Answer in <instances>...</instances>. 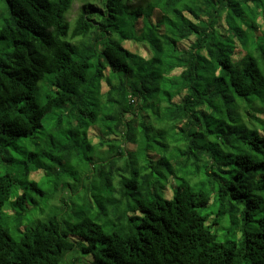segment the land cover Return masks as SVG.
<instances>
[{"label":"trees","instance_id":"16d2710c","mask_svg":"<svg viewBox=\"0 0 264 264\" xmlns=\"http://www.w3.org/2000/svg\"><path fill=\"white\" fill-rule=\"evenodd\" d=\"M89 3L0 0V264H264V0Z\"/></svg>","mask_w":264,"mask_h":264},{"label":"rangeland","instance_id":"374dc122","mask_svg":"<svg viewBox=\"0 0 264 264\" xmlns=\"http://www.w3.org/2000/svg\"><path fill=\"white\" fill-rule=\"evenodd\" d=\"M89 1H90L89 4L93 5L94 8H96L98 11H100V12L103 11L101 0H89ZM139 1L143 4V1H145V3H146L149 0H139ZM82 4H83L82 2H77L74 5V8H73V10L71 11V13L69 15V20L71 22H74L78 18L79 14H80V11L83 8ZM185 46L187 47V45H185ZM0 47L4 48V47H6V44L4 42L0 41ZM133 50H135V47H134ZM237 146L239 147V145H237ZM250 157H253V155H250ZM211 206H212V203H211ZM212 207H211V210L215 211L216 209H214V206H212ZM222 222H224L225 228H229L230 227V218L229 217H225Z\"/></svg>","mask_w":264,"mask_h":264}]
</instances>
